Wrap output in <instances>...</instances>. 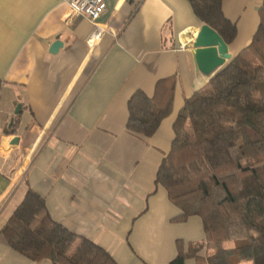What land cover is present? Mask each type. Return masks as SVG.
<instances>
[{"label":"crops","instance_id":"crops-1","mask_svg":"<svg viewBox=\"0 0 264 264\" xmlns=\"http://www.w3.org/2000/svg\"><path fill=\"white\" fill-rule=\"evenodd\" d=\"M104 1L88 45L94 24L72 15L68 0H0V229L30 188L54 221L118 264H169L178 239L205 237L197 216L171 221L180 209L154 182L185 99L210 80L192 42L177 49L202 23L188 0ZM262 2L222 0L236 29L232 56L252 40ZM137 90L157 101L171 90L170 112L150 137L126 127ZM0 264L52 262L23 256L0 234Z\"/></svg>","mask_w":264,"mask_h":264},{"label":"trees","instance_id":"trees-1","mask_svg":"<svg viewBox=\"0 0 264 264\" xmlns=\"http://www.w3.org/2000/svg\"><path fill=\"white\" fill-rule=\"evenodd\" d=\"M188 1L201 23L227 44L234 40L236 29L222 13V0ZM259 15L250 43L185 99L170 149L155 172V186L180 209L171 221L197 216L205 235L200 242L178 239L169 264L188 258L196 264H264V0ZM127 106L128 131L150 137L170 112L171 90L158 101L137 90ZM0 234L34 261L118 264L103 247L54 221L44 198L30 188Z\"/></svg>","mask_w":264,"mask_h":264},{"label":"water","instance_id":"water-1","mask_svg":"<svg viewBox=\"0 0 264 264\" xmlns=\"http://www.w3.org/2000/svg\"><path fill=\"white\" fill-rule=\"evenodd\" d=\"M60 41H55L50 51L54 52L60 46ZM193 59L196 68L212 78L232 58V48L223 40L220 34L209 25L202 23L192 41ZM18 108V106H17ZM15 137L12 143H16Z\"/></svg>","mask_w":264,"mask_h":264},{"label":"built area","instance_id":"built-area-1","mask_svg":"<svg viewBox=\"0 0 264 264\" xmlns=\"http://www.w3.org/2000/svg\"><path fill=\"white\" fill-rule=\"evenodd\" d=\"M68 4L71 9L72 15H83L88 18L94 24V30L92 31L90 37L87 39L88 45H92L94 41H96L99 37V27L96 24V19L101 15V13L105 10V1L104 0H68ZM187 31H180L177 36L186 37ZM196 33H193L186 41L180 42L177 47L178 50H184L186 45L193 41Z\"/></svg>","mask_w":264,"mask_h":264},{"label":"rangeland","instance_id":"rangeland-1","mask_svg":"<svg viewBox=\"0 0 264 264\" xmlns=\"http://www.w3.org/2000/svg\"><path fill=\"white\" fill-rule=\"evenodd\" d=\"M225 245H226V246H231V245H232V242H231V241H227V242L225 243ZM75 246H76V245L73 244V245L70 247L68 253H71V252L74 250ZM241 264H250V263H249V262H243V263H241Z\"/></svg>","mask_w":264,"mask_h":264}]
</instances>
